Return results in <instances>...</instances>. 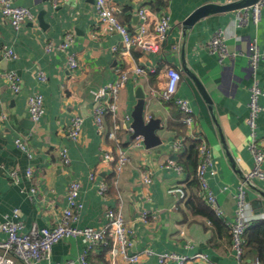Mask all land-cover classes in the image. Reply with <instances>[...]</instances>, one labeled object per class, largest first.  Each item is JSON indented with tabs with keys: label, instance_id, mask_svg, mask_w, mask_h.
Returning <instances> with one entry per match:
<instances>
[{
	"label": "crops",
	"instance_id": "1",
	"mask_svg": "<svg viewBox=\"0 0 264 264\" xmlns=\"http://www.w3.org/2000/svg\"><path fill=\"white\" fill-rule=\"evenodd\" d=\"M238 1H171L172 28L168 40L159 53L149 54L144 59L147 65L154 64L161 71L139 83L130 81L120 94L117 118L107 119L106 132L109 133L114 124L118 125L121 145L129 149L130 163L119 179L115 174L116 162L102 161V150L109 149L110 144L98 134L92 112L99 90L114 80L117 67L133 71L141 64L142 56L135 50H123L119 33L96 24L95 0H61L58 4L53 0H15L36 17L35 23H26L17 30L4 19L0 9V72H15L22 80L18 94L12 93L5 83L1 85L0 114L7 113L8 121L0 117V221L19 220L26 233L34 226H54L62 209L68 205L69 183L78 180L82 183L79 199L82 209L77 226L104 225L107 211L122 201L125 220L135 236L132 252L150 251L149 256L135 264H159L158 255L163 254L181 257L203 254L212 264H240L226 225L236 216V195L242 187L243 174L254 166L249 150L251 130L247 124L253 77L247 56L252 42L264 51V8L258 24L254 23L251 13L247 23L241 24L239 10H245L244 6H234ZM115 5L122 10L118 14L120 20L136 33L140 25L138 8L147 6L154 18L160 16L167 3L164 0H115ZM204 7H210L213 12L185 24ZM225 7L229 8L216 10ZM218 30L224 32L229 49L237 53L232 61L223 65L207 47ZM68 32L74 34L70 52L79 55L81 64L74 76L67 68V52L48 53L46 50L49 43L61 44ZM3 47L12 49L17 58L5 60L1 53ZM114 47L118 52L112 50ZM169 66L181 69L177 95L189 101L197 117L198 130L209 146L211 158L204 176L216 196V209L199 199L196 205L189 204L196 196V186L192 184L195 166L190 162L194 159L196 143L186 139L182 154L173 151L174 142L185 137L183 114L175 106L162 105L154 97V91L164 86V69ZM39 71L47 76L46 82L39 80ZM257 76L263 91L259 104L264 108V61ZM138 85L147 95L145 120H160L156 134L162 144L151 149L144 142V147L132 148L133 130L127 129L133 123ZM64 87L69 91L64 92ZM37 93L44 97L45 115L34 124L27 111V100ZM73 110L84 118L79 143L66 136ZM257 123V137L264 145V112ZM22 137L36 153L33 160L16 146V139ZM62 145L69 149V167L63 166L53 152ZM170 162L181 163L183 172L173 168ZM29 167L34 169L32 178L26 175ZM143 170L152 173L150 187L141 184ZM12 171L17 172L18 183L9 176ZM91 173H97L95 180L90 179ZM101 182L108 185L105 198L99 194ZM255 185L247 197L254 210L264 212V180L255 179ZM32 187L38 189L33 196ZM175 187H181L184 194L171 193L170 189ZM16 209L20 211L17 219L14 217ZM143 210L154 215L149 217L148 224L140 221ZM257 224L264 225V221ZM6 238L7 235L0 232V243ZM87 250L88 245L81 238L64 240L54 245L50 261L43 260L39 264H66ZM88 252V264H110L106 248L96 247ZM258 260L261 261L252 253L242 264H255ZM118 264L131 263L119 260ZM167 264L177 263L169 261ZM199 264L207 262L199 261Z\"/></svg>",
	"mask_w": 264,
	"mask_h": 264
},
{
	"label": "built area",
	"instance_id": "2",
	"mask_svg": "<svg viewBox=\"0 0 264 264\" xmlns=\"http://www.w3.org/2000/svg\"><path fill=\"white\" fill-rule=\"evenodd\" d=\"M61 0H53L54 4H58ZM172 0H164L167 3L163 8L159 17H152L150 9L147 6H142L137 9V16L140 20V25L136 33L132 32L126 24L118 17L122 10L115 5V0H95V9L97 13V25L99 27L114 30L121 36L122 47L126 52L133 50L138 51L142 56L141 64L137 65L133 71H128L122 66L117 67L115 78L113 81L102 86L96 97V105L93 109L92 116L96 129L99 135L106 138L110 144L109 149L102 150L103 163L116 162L115 174L116 179L125 171L130 163L129 149L122 147L118 136V125H113V129L106 132L107 119L115 120L119 109L120 94L126 88L130 81L139 83L142 79H147L151 75L158 74L161 69L154 64L147 65L144 61L149 54H156L162 50L163 45L168 40L169 32L172 28L169 5ZM243 1V0H239ZM264 8V0H257L252 5L245 6V12L239 10L242 15L240 23L245 24L248 21L249 13L252 14V19L255 24L261 20V11ZM0 9L4 19L14 28L19 29L26 23H35L36 17L32 11L24 6L17 5L15 0H0ZM188 27L187 25H185ZM95 34H98L95 33ZM74 43V34L68 32L65 34L63 42L55 45L49 43L46 46L48 53L52 51L67 52V68L74 76L80 69V57L77 53L70 52L71 46ZM209 52L215 55L218 62L223 65L232 61L237 53L231 51L226 42L224 32L218 30L212 36L207 45ZM115 53L118 48L112 49ZM5 60L13 61L17 58L16 53L7 47L1 50ZM239 54V53H238ZM249 67L253 77V84L250 88V113L247 124L250 127L251 143L249 150L254 158V166L248 172L243 174V183L240 192L236 195L237 211L233 221L227 222L230 233L232 235V246L236 251L237 259L242 264V258L245 251L246 239L248 231L257 223L264 221V212L254 210L252 204L248 200V191L256 187L255 179L264 180V145L257 137L258 118L264 112V108L259 104V98L263 95L260 87V82L257 76L261 62L264 61V51H261L256 42H252L248 52ZM166 81L164 86L154 91V97L165 106H175L182 114V122L186 127L185 137H179L173 144V151L180 155L183 152L184 142L186 139L197 143L199 164L197 168V176L200 181V198L209 206L216 209L217 199L213 192L209 189L205 180V172L210 164L211 153L209 146L203 133L198 130L197 117L190 107L189 101L178 97L179 84L182 79L181 69L175 66H169L164 69ZM41 82L47 81V76L42 71L38 73ZM73 77L70 78L72 80ZM5 83L12 93L18 94L21 91L22 80L15 72H0V108H2V92L1 85ZM63 91H69V88L64 87ZM27 111L30 119L34 124H37L45 115V102L42 94L37 93L27 100ZM2 121H8V114L1 112ZM126 120L129 117L126 116ZM84 118L80 113L73 110L71 122L66 132V136L74 143H79L83 132ZM128 126H125L127 128ZM132 131V126L127 128ZM143 137H137L134 140L132 148L144 147ZM17 148L24 151L30 160H33L36 153L31 149L27 141L18 138L15 141ZM54 154L59 159V162L69 167L71 165V157L69 149L66 146L54 148ZM170 164L180 173L183 172V167L177 162ZM28 178L34 175L33 167L26 170ZM9 176L19 182L16 171L9 173ZM90 179L95 180L97 173H91ZM119 181V180H118ZM117 181V183H118ZM140 181L143 186L150 187L152 183V173L149 170L141 172ZM82 183L78 180H71L69 183L66 198L68 205L62 209L59 219L52 227L39 228L32 227L30 232H24V224L21 221L7 219L4 222L0 221V232L7 235L5 241L0 243V264H39L43 260L50 261L54 245L68 239H83L88 250L76 260H68L66 264H88L86 257L88 251L96 247H104L107 249L108 262L110 264H118L119 260L126 263H139L142 258L149 256L150 251L143 253H133L132 249L135 244V236L131 227L125 220L123 211V203L120 201L115 207L107 211V223L102 227H84L77 226L79 220V212L82 205L79 201ZM36 187L31 188V195L37 194ZM108 192V185L101 182L99 184V194L105 198ZM173 194H181L184 192L181 187L170 189ZM216 211V210H215ZM20 216V211H14V217L17 219ZM149 217H154L151 211L143 210L140 216L142 223L148 224ZM159 264H167L169 261H174L177 264H199V261H205L207 264H212L207 256L197 254L192 257L178 256L176 254L158 255ZM255 264H262L259 260Z\"/></svg>",
	"mask_w": 264,
	"mask_h": 264
},
{
	"label": "water",
	"instance_id": "3",
	"mask_svg": "<svg viewBox=\"0 0 264 264\" xmlns=\"http://www.w3.org/2000/svg\"><path fill=\"white\" fill-rule=\"evenodd\" d=\"M257 0H243V1H238L234 4V6H241L245 7L248 5H252L255 3ZM229 7H225L222 9H216V10H224L228 9ZM213 9L204 7L203 9H200L199 11H196L185 24H191L193 21L197 20L202 15L208 14V12H213ZM136 97L138 99V102L135 106V109L132 113V129H133V138L137 137H143L144 139V144L148 149H151L156 146H160L162 144L161 139L156 134V131L160 127V120H151V121H146L144 117V108H145V99L147 97L145 91L143 90V87L141 85H138L136 87Z\"/></svg>",
	"mask_w": 264,
	"mask_h": 264
},
{
	"label": "trees",
	"instance_id": "4",
	"mask_svg": "<svg viewBox=\"0 0 264 264\" xmlns=\"http://www.w3.org/2000/svg\"><path fill=\"white\" fill-rule=\"evenodd\" d=\"M193 152H194V159H192L190 162H191V164L194 163V166H195V175L196 176H195V179H194L192 184L194 186H196L195 187L196 188V196L195 197L193 196L191 198L189 204L196 205V201L198 199H199V201L201 200L204 204H206L199 196V194H200L199 191H200L201 186H200L199 178L197 176V168H198V164H199L197 143L194 145ZM207 206L210 207L209 205H207ZM220 221H222V220H220ZM223 224L226 225L224 222H223ZM227 229L229 232V237L232 239V235L230 233L228 226H227ZM252 253L255 254V256H258V258L261 260L260 262L262 264H264V225L256 224L248 231L247 239H246V245H245V251H244L242 261H245L246 259H248V256Z\"/></svg>",
	"mask_w": 264,
	"mask_h": 264
},
{
	"label": "rangeland",
	"instance_id": "5",
	"mask_svg": "<svg viewBox=\"0 0 264 264\" xmlns=\"http://www.w3.org/2000/svg\"><path fill=\"white\" fill-rule=\"evenodd\" d=\"M107 215V214H106ZM106 219H107V217H106ZM108 221V220H107ZM107 221H106V223H107ZM106 223L104 224V225H106ZM104 225H102V226H104ZM102 226H100V227H102ZM98 228V227H97Z\"/></svg>",
	"mask_w": 264,
	"mask_h": 264
}]
</instances>
